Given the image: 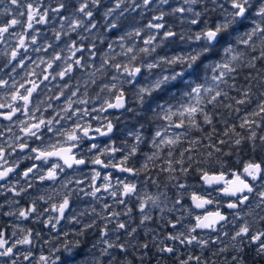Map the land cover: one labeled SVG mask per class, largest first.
Instances as JSON below:
<instances>
[{"label":"clouds","instance_id":"obj_1","mask_svg":"<svg viewBox=\"0 0 264 264\" xmlns=\"http://www.w3.org/2000/svg\"><path fill=\"white\" fill-rule=\"evenodd\" d=\"M28 3L35 6L30 13ZM36 8L47 12L45 20ZM9 9L17 25L0 33V113L8 117L0 116V264H264V237L252 239L264 233L257 191L264 181L250 179L253 191L241 204L239 195L201 179L214 170L243 175V162L264 156V145L247 140L249 128L240 127L264 98V0L0 4ZM20 13L37 17L23 45ZM217 24L222 30L209 41L203 33ZM225 46L241 59L235 79L221 84L227 96L211 104V94L203 96L199 107L210 122L199 112L195 123L166 119L169 109L193 102L192 87L214 83L211 70ZM245 88L247 102L237 105ZM177 119L183 127L174 126ZM230 129L235 134L222 135ZM251 131L262 134L261 127ZM218 139L224 143L209 160L207 145ZM60 149L71 151L41 155ZM192 192L210 204L196 208ZM230 201L237 207L228 208ZM207 211L223 219L197 227Z\"/></svg>","mask_w":264,"mask_h":264},{"label":"snow or ice","instance_id":"obj_2","mask_svg":"<svg viewBox=\"0 0 264 264\" xmlns=\"http://www.w3.org/2000/svg\"><path fill=\"white\" fill-rule=\"evenodd\" d=\"M5 0H0V3H4ZM7 2H10L11 4L15 5L17 4L18 0H7ZM166 2V0H165ZM197 0H185L186 4H194L196 3ZM215 2V0H213ZM237 5L233 4L232 7H236ZM34 5L32 3H28L26 5V12L30 13L34 9ZM37 14H38V19L43 21L47 18V12L43 8H36L35 9ZM59 10V9H55ZM12 10L9 9L8 12H5L3 10H0V17H7V19H4L3 21H0V33H10L15 31V27L17 25V18L15 15H9V13ZM179 12H184V8H179L177 9ZM188 11H193V9L189 8ZM243 11V9H241ZM40 13H43L42 15H39ZM197 16L199 15V12L195 13ZM20 15L24 16V23L26 24V28L23 30L24 33L19 37L18 43L20 45H23L26 41H28V37L32 35L31 32V22L33 19L37 18L32 15H25V13H20ZM162 17H157L156 19H161ZM193 24H196L197 21L193 20ZM156 28H163L164 26L161 24L155 25ZM224 28L227 26L224 25ZM222 26L217 24L215 26L214 30H208L203 33V35L209 40V41H214L217 39L218 34L221 32ZM261 32H264V28H259ZM163 35L165 37L175 35L172 32H164ZM253 34L249 35V40L252 39ZM200 38V34H197V39ZM32 43H35V40L31 41ZM219 43V41H217ZM245 43H248V41H245ZM260 45V62L264 63V39H261L259 41ZM254 50H255V45H254ZM11 56L15 58L17 56V51L15 48L11 52ZM59 59V56L56 57ZM177 59H180L177 57ZM241 59V54L239 52H235L230 46H225L222 52V58L217 60V63L213 66L212 72H213V81L214 83L209 85V86H204L201 84H197L196 86L192 87L191 89V100L193 102L185 103L180 107L179 110L176 112H173L171 109H169V115L166 117V119H172L174 117H187L191 122L195 123V120L193 119L196 114L199 112L205 119L206 122H210V114L207 112H203V110L199 107L201 104L205 103L203 100V96L205 95H210V98L207 100L208 104H211L213 101L217 100L220 98L221 100L223 97L227 96V93L222 91L221 84L227 83V80L229 76L234 80L235 79V71L236 67L235 65L238 63V61ZM250 67H254V65H249ZM50 67V66H49ZM117 69H119L120 65L116 66ZM127 71V69H125ZM134 72H139V68L133 69ZM131 74V73H129ZM63 75V73H61ZM229 86H234V85H229ZM23 87V85H21ZM249 96V92L247 88L241 90L239 94V98L235 99V103L237 105L244 104L247 102V98ZM22 99H25L26 97H21ZM119 99V97L117 98ZM230 107V105H229ZM0 116H3V118L7 119V116H4L3 113H0ZM252 119H248L247 117L241 122L240 127H248L249 128V136L247 137V140L249 141H255L259 140L261 145H264V98H262L261 102L257 106V110L255 112L251 113ZM257 117H259V124L257 123ZM35 126V125H33ZM176 128H181L183 127V121L180 119H177V122L174 125ZM255 127H261L262 129V134L257 136V134L254 131H251L252 128ZM230 134H235L234 130L230 129L229 131L223 132L222 135H230ZM73 137H70V139ZM177 139H179L177 137ZM168 143H174L172 139H168ZM197 141L193 140L190 142L189 147L185 149L186 152L191 153L194 151V148L192 145H195ZM223 140H217L216 143L213 144H208L207 148L209 149L208 151V159L211 160L213 157V152L214 151H219L217 145L218 144H223ZM236 144L240 143V140L237 139L235 141ZM68 151L70 152L71 149H60L57 151L53 152H48V153H41V155H59L60 152ZM191 158V157H189ZM183 160L177 161V164L182 163ZM77 163H83V161H77ZM99 163V161H97ZM216 164L222 165V162L219 160H216ZM168 170L174 172L175 168L172 167V162L168 161ZM130 171V170H126ZM181 171H186V169H181ZM243 175L241 174V170L237 169L235 171H229L225 172L223 170L217 172L213 171L211 174H209L207 171H205L201 177L205 181V183H211L214 184L218 187L221 188L222 192L225 195L233 196V195H239V203H245V201L248 199L247 195L245 194L246 192H251L253 191V186L250 183V179H260L261 181H264V156L258 158V160H248L243 162V169H242ZM180 188H185V185L181 184L178 185ZM125 193L130 191V187L128 185L124 186ZM258 191L259 199L264 202V191ZM191 200L193 202V205L196 208L204 209L205 205L210 204V201L202 197L196 192L191 193ZM176 203H179L177 200ZM63 207V206H62ZM143 207V205H141ZM228 208H235L237 207V204L235 202H229L227 204ZM219 217L220 219H223V217L220 216L219 212H214V211H207L205 213H202V215H198L196 217V224L197 227L201 226L205 221L210 222L214 220V218ZM176 218L173 217V220ZM121 228L124 227L123 224L119 225ZM170 227H176V224H170ZM247 228H242L241 232L244 234H247ZM260 237H264V233H259L255 236L252 237L253 240H256ZM171 238V237H170ZM191 243V240L188 241ZM11 251V250H9ZM165 252H171V248H165ZM43 259V257H42ZM198 259V258H197Z\"/></svg>","mask_w":264,"mask_h":264},{"label":"flooded vegetation","instance_id":"obj_3","mask_svg":"<svg viewBox=\"0 0 264 264\" xmlns=\"http://www.w3.org/2000/svg\"><path fill=\"white\" fill-rule=\"evenodd\" d=\"M5 2H6V0H5ZM0 4H2V3H0ZM4 19H7V17H0V21H3Z\"/></svg>","mask_w":264,"mask_h":264}]
</instances>
